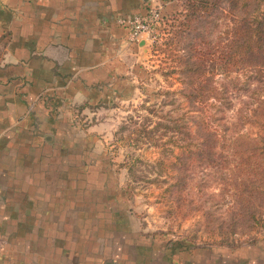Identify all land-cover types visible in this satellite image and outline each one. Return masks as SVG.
I'll use <instances>...</instances> for the list:
<instances>
[{"label": "crops", "instance_id": "obj_1", "mask_svg": "<svg viewBox=\"0 0 264 264\" xmlns=\"http://www.w3.org/2000/svg\"><path fill=\"white\" fill-rule=\"evenodd\" d=\"M157 1L0 0V264H264V233L147 231L101 140L147 44L120 20Z\"/></svg>", "mask_w": 264, "mask_h": 264}, {"label": "rangeland", "instance_id": "obj_2", "mask_svg": "<svg viewBox=\"0 0 264 264\" xmlns=\"http://www.w3.org/2000/svg\"><path fill=\"white\" fill-rule=\"evenodd\" d=\"M192 3L198 4L173 0L162 7L146 34L138 89L103 113L101 140L126 186L129 205L147 231L232 246L264 233V152L230 143L217 146L215 167L226 168L216 174L209 173L207 161L194 147L196 139L187 126L198 112L179 95L176 73L193 50L203 52L207 47L201 38L205 26L200 12L189 20ZM226 8L224 0L211 18L220 23L217 17ZM222 28H214L210 38L215 40ZM194 60L199 63L200 57ZM247 99L234 97L233 107L225 112L227 123L237 121ZM173 184L180 188L177 194L168 192ZM248 206L257 211L255 217L247 214Z\"/></svg>", "mask_w": 264, "mask_h": 264}, {"label": "trees", "instance_id": "obj_3", "mask_svg": "<svg viewBox=\"0 0 264 264\" xmlns=\"http://www.w3.org/2000/svg\"><path fill=\"white\" fill-rule=\"evenodd\" d=\"M223 1L197 0L198 4H191L189 20L200 12L205 26L201 38L207 47L203 52L193 50L176 69L181 83L179 95L198 112L188 121L189 134L196 139L194 147L201 151L211 170L218 167L214 151L217 146L230 143L232 147L264 152V1L226 0L227 8L217 17L221 18L219 23L211 17ZM216 27H223L222 34L212 40ZM197 55L199 63L194 60ZM216 75L220 78L215 79ZM239 95L248 99L243 100L237 121L229 124L225 112ZM225 168L222 165L209 173H222ZM171 187V194L180 191L176 184ZM246 212L255 217L257 211L248 206Z\"/></svg>", "mask_w": 264, "mask_h": 264}, {"label": "built area", "instance_id": "obj_4", "mask_svg": "<svg viewBox=\"0 0 264 264\" xmlns=\"http://www.w3.org/2000/svg\"><path fill=\"white\" fill-rule=\"evenodd\" d=\"M162 7V3L157 1L150 6L148 14L128 16L120 20L129 28V39L131 41L137 42L142 34L151 32L154 22L161 15Z\"/></svg>", "mask_w": 264, "mask_h": 264}]
</instances>
